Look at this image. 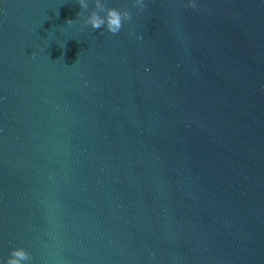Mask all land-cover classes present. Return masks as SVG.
<instances>
[{
  "label": "water",
  "instance_id": "1",
  "mask_svg": "<svg viewBox=\"0 0 264 264\" xmlns=\"http://www.w3.org/2000/svg\"><path fill=\"white\" fill-rule=\"evenodd\" d=\"M85 2L0 0V264H264V0Z\"/></svg>",
  "mask_w": 264,
  "mask_h": 264
},
{
  "label": "clouds",
  "instance_id": "2",
  "mask_svg": "<svg viewBox=\"0 0 264 264\" xmlns=\"http://www.w3.org/2000/svg\"><path fill=\"white\" fill-rule=\"evenodd\" d=\"M96 7L100 12H104L105 15L101 16L98 12L93 11L90 13L88 18L85 20L86 25H90L92 29H101L102 27L112 34H117L123 27V22L131 19L130 13L127 10L121 11L115 7H108L105 9L104 4L101 0H94ZM79 6L82 9H87L88 4L85 0H78ZM134 6L139 7L140 10H143L145 7L144 0H134ZM191 8L195 9L197 5L194 0H189ZM81 15V13H78ZM73 20L69 19L67 23H72ZM31 254L25 250L23 247H16L10 251L9 257L5 261V264H28L31 261Z\"/></svg>",
  "mask_w": 264,
  "mask_h": 264
}]
</instances>
